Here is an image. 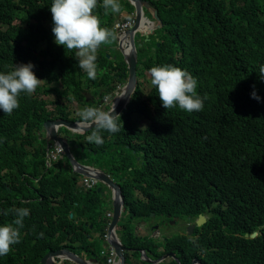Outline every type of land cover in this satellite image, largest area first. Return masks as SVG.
I'll return each mask as SVG.
<instances>
[{"label":"trees","instance_id":"trees-1","mask_svg":"<svg viewBox=\"0 0 264 264\" xmlns=\"http://www.w3.org/2000/svg\"><path fill=\"white\" fill-rule=\"evenodd\" d=\"M52 2L0 0V73L31 58L40 70H34L39 79H62L75 87V75L68 68L79 65L75 50L57 45L53 21L44 22L52 19ZM153 4L164 25L145 42L139 74L146 77L150 68L164 64L186 69L197 79V93L206 97L203 109H165L151 84L146 92L135 93L130 108L120 116L118 132L102 130V145L90 143L84 151L79 145L74 151L88 156V164L97 162L122 186L129 213H124L118 233L130 249L125 252L126 264H152L141 259L142 250L152 259L174 252L181 264H193L194 259L203 264H264V77L260 74L264 0ZM58 60H62L60 71L51 75ZM96 63L97 68L110 63L105 51L97 55ZM120 65L127 70L123 59ZM106 77L94 81L102 84ZM253 91L259 100L252 97ZM72 92L85 100L77 88ZM51 93L69 94L40 84L34 93L20 94L14 113L0 116V225L16 218L15 209L29 210L20 242L0 256V264H43L48 251L62 248L95 255L105 264L101 250L110 220L104 214L101 192L82 190L80 176L68 160L50 168L35 186L34 177L46 169L36 148L37 131L45 120L57 116L41 98ZM133 113L146 117L148 125L134 124ZM25 145L36 148L34 158ZM95 153L101 162L90 158ZM202 213L209 219L191 236L176 232L156 238L155 228L138 232L143 222L150 228L159 224L166 232L171 220L191 222ZM254 231L260 232L256 238L245 237ZM180 263L171 259L160 264Z\"/></svg>","mask_w":264,"mask_h":264},{"label":"clouds","instance_id":"clouds-1","mask_svg":"<svg viewBox=\"0 0 264 264\" xmlns=\"http://www.w3.org/2000/svg\"><path fill=\"white\" fill-rule=\"evenodd\" d=\"M145 1L149 2L150 7H147L145 4L143 5V18L139 21V26L134 30V41L138 54V82L135 90L131 94L125 106L120 110L119 114L115 113V107L119 105L125 97L126 87L129 82V67L126 56H128L132 51L130 30H133L136 27V23L138 21L136 2L134 0H53L50 7L52 19H44V22L46 25H51L53 21L54 26L52 28V32L57 45H63L66 50H75V56L78 58L79 65L76 66V64H72V66L68 67L70 70H73L72 73L75 75V87H69L62 82V79L52 81L47 78L39 79L34 73L35 69L37 72L40 71L37 64L35 63L34 65L31 58L27 61L21 60L10 70V72L6 71V73H0V116L11 115L14 113V111L19 107L18 97L20 94L22 92L32 94L40 84L48 85L50 87L55 86L61 90H68V95L58 96L57 94L51 93L41 96V98L48 103L50 110H55L57 113L56 117L48 118L45 122L55 119L75 122V126L65 124L58 126L56 128L58 135L64 137L66 142L70 145L72 154L78 161L88 166H95L107 172L105 169L99 167L97 162L92 164L86 163L85 161H88L89 157L87 156L84 158L83 156H79L75 152L76 149L74 151V148H79L80 145L82 147V151H84V147L88 146L90 143L102 145L103 139L100 133L102 130L110 133L118 132L120 130V125L118 123V121L121 120L120 116L124 115L130 108L129 106L132 104L134 95L139 89H143L144 92H146L147 87L151 86V82V84L155 86L158 92V97L165 109H172L178 106L180 109L187 112L202 110L204 107L203 101L206 97L202 98L197 93V79L194 78L186 69H182L171 64H164L150 68L149 71L145 72L146 77L140 76L139 69H141L140 59L142 57V48L145 47V42L151 41L156 31L164 25L162 19L163 24L160 25V22L155 17V12H158V9L155 8L153 2L158 0ZM104 44H107L105 47L106 50L100 48V46ZM45 47L46 42L41 43L39 45V51L43 53ZM104 51L110 60V63L105 64L106 66L104 65L103 68H97V55H101V52ZM34 52L36 54V51ZM115 54L119 55L117 59L114 58ZM38 57L43 58L42 55H39ZM48 57L51 60L54 59V56L52 55H49ZM55 57L59 58L57 55ZM121 58L127 65V75L125 81L118 84L117 87V77L115 75L120 74L119 70H117V65L119 66L122 63ZM146 59L147 57H144L143 61ZM57 64L58 66L52 70L53 73L51 72V75H57L59 73V66H61L62 60H58ZM114 64L115 66H113ZM110 66L112 69H109ZM72 67H74V69H71ZM106 68L109 73L106 71ZM100 72L103 74L100 75ZM148 72H150V74H148ZM260 74L264 77V67L260 69ZM106 75L109 78L107 82L105 81L102 84H97V81H94L95 79H99L98 77L101 78ZM148 75L151 76V81L147 77ZM114 81H116V83H114ZM73 88H77L84 94V101H80L77 98L76 94L72 92ZM251 95L257 100L260 99L255 91H253ZM71 101L73 103H71ZM58 108H61L64 111V116L59 115L60 111ZM134 115L143 116L133 113L131 115L132 122ZM45 122L43 128L37 131L39 141L36 142V148L41 150L46 163V169L38 177H34L35 186H38L39 180L49 171L50 168L54 167V165L59 162L66 163L68 160L71 169L75 173L79 174L71 165L63 144L52 137V135L48 132V129L45 127ZM92 124H95V128L89 129ZM6 126L7 124L1 126V128L4 129ZM23 131H25V129ZM81 144H83V146ZM25 146V149L31 152L29 156L33 157V153L36 148L28 145ZM89 150H91V148H89ZM108 174L115 181H117L114 176L110 173ZM79 176L80 187L82 190H92L93 188H96L99 192H101L103 197H107L108 201L113 202V191L109 186L94 177L83 176L80 174ZM117 182L120 184L119 181ZM105 185L111 189L112 192L110 195H108ZM15 213L16 218L12 222L0 225V256L7 255L11 251V246L20 242V229L24 226L23 220L27 215H29V210L27 208H17L15 209ZM124 213L121 220L124 218ZM200 215L196 218V221H198ZM202 215L206 216L208 221V215L203 213ZM70 216L74 217L75 214L72 212ZM112 216L113 203L105 214V217L110 220V223L112 221ZM207 221L200 226H197L193 222L191 226L195 225L196 228H200L204 226ZM119 224L116 231L121 239V236L118 233ZM109 225L106 229L105 242L103 249L101 250V256L106 259L105 264H109L108 255L104 254V252L113 249L116 254L115 264H118L116 249L108 242ZM143 225H145V223H143ZM91 227H93L92 224ZM153 228H155V231H153L152 234L156 238H162L165 231H163L160 235L157 233L162 232L160 227L158 229L156 226ZM254 232H258V235L260 234L259 231ZM254 232L248 234L252 235ZM248 237L256 238L251 236ZM95 238L96 235L91 237L90 240L93 241ZM78 255L87 259L95 256L93 255L90 257L82 254ZM171 259L177 260L179 258L176 257L175 254V256L168 257L162 262H168ZM58 263L76 264L68 258H58ZM100 264L102 263L100 262Z\"/></svg>","mask_w":264,"mask_h":264},{"label":"water","instance_id":"water-1","mask_svg":"<svg viewBox=\"0 0 264 264\" xmlns=\"http://www.w3.org/2000/svg\"><path fill=\"white\" fill-rule=\"evenodd\" d=\"M136 2L137 6V23L136 27L133 30H130V35H131V43H132V51L131 53L126 56L128 67H129V82L126 87V95L122 99L119 105L115 107V113L119 114L120 110L125 106L127 103L128 99L130 98L131 94L135 90L136 84L138 82L137 80V63H138V54H137V48L136 44L134 41V30L139 26V21L143 18L142 17V10H143V5L145 4L147 7H150L149 2L145 0H134ZM155 17L157 20L160 22V25L163 24L161 18L158 15V12H155ZM158 27V26H157ZM113 113V114H115ZM65 124V125H72L75 126V122H67L65 120H60V119H55V120H48L45 122V127L48 129V132L52 135L55 140L60 141L66 151V154L71 162V165L73 166L74 170L78 172L80 175L83 176H89V177H94L98 179L100 182L105 183L107 186H109L112 191H113V216H112V221L109 225L108 228V242L110 245L114 246L117 252V257H118V264H126V255L125 251L130 250L127 248L121 241L120 237L117 234V226L123 216L124 212H128L127 208L125 206L126 201H125V194L122 190L121 185L115 181L107 172L104 170L97 168L95 166H88L86 164L81 163L78 161L75 156L72 154L70 150V145L66 142L64 137H61L57 133V127ZM95 128V124H92L89 129ZM100 190V189H99ZM129 213V212H128ZM207 221L206 216L200 215L197 223L198 225H202ZM195 225L190 227V232H193ZM158 229L159 226H156ZM258 235V232H254L252 235H249L248 233L245 235L246 237L251 236V237H256ZM142 254V259L150 262L152 264H158L165 260L168 257L175 256L174 253L166 254L160 259H152L148 256L147 252L145 250L141 251ZM58 258H68L72 261H74L76 264H100L99 259L96 258L95 256L87 259L84 258L78 254H75L68 248L64 249H58V250H51L49 251L43 258H42V263L43 264H59L58 263ZM178 262L179 259H177ZM198 261H195V264Z\"/></svg>","mask_w":264,"mask_h":264},{"label":"rangeland","instance_id":"rangeland-1","mask_svg":"<svg viewBox=\"0 0 264 264\" xmlns=\"http://www.w3.org/2000/svg\"><path fill=\"white\" fill-rule=\"evenodd\" d=\"M107 46V44H104V45H101L100 46V48L101 49H103V50H106L105 49V47ZM106 71L109 73V71H108V69L106 68ZM103 73L102 72H100V75H102ZM148 74H150V72H148ZM149 79H150V81H151V76L150 75H148L147 76ZM109 80V78L108 77H106V82ZM150 85H151V82H150ZM71 103H73L72 101H71ZM133 122L136 124V125H138V126H145V125H147L148 124V120L145 118V117H143V116H138V115H134V117H133ZM91 155H93V156H91L90 158L92 159V160H94V161H100L101 162V156H99L98 154H91ZM100 155H105V154H100ZM106 156V155H105ZM107 157V156H106ZM108 159V158H107ZM99 184H102V183H99ZM102 185H104V184H102ZM105 188H106V190H107V192H108V195H110L111 194V189L109 188V187H107L106 185H105ZM138 195H140V192H138ZM113 202L112 201H108V199H107V197H105V199H104V201H103V203H102V207H103V210H104V214H106V211H108V209H110V207H111V204H112ZM78 212V211H77ZM76 214H80L79 212L78 213H76ZM81 215V214H80ZM79 215V216H80ZM82 216V215H81ZM83 218V217H82ZM81 219V218H80ZM122 221V220H121ZM182 223V224H181ZM191 224H193V223H187V222H185V221H182V222H180L179 223V225L178 224H176V222L173 224V225H171V226H169V227H167L166 229H167V234H169V233H176L177 231H180L179 229L181 228V230L182 231H184L185 229H187V230H189V227L191 226ZM120 225V224H119ZM187 226H189V227H187ZM180 227V228H179ZM165 229V230H166ZM120 230V229H119ZM151 229H150V227L149 226H147V225H139L138 226V232H140V233H150L151 231H150ZM162 232H157V233H159L160 235H161V233H163V230H161Z\"/></svg>","mask_w":264,"mask_h":264},{"label":"flooded vegetation","instance_id":"flooded-vegetation-1","mask_svg":"<svg viewBox=\"0 0 264 264\" xmlns=\"http://www.w3.org/2000/svg\"><path fill=\"white\" fill-rule=\"evenodd\" d=\"M118 56H119L118 54H115V55H114V58L117 59ZM113 66H115V64H114ZM117 67H118L117 70H119V72H120V74L115 75V76L117 77V84H116V85H117V87H118V84L123 83V82L125 81V79H126V75H127V74H126V73H127V70H124L122 65H120V66L117 65ZM109 69H112L111 66L109 67ZM114 83H116V81H114ZM175 222H177V220H175V219H173V220L170 221L171 225H173ZM180 222H182V221H181V220L178 221V225H179ZM193 222L198 226V223H197L196 219H195L194 221H192L191 223H193ZM143 223H145V222H143ZM187 223H189V222H187ZM181 224H182V223H181ZM171 225H170V226H171ZM155 226H159V227H160L159 224H156V225L152 226L150 229L152 230V228L155 227ZM179 226H180V225H179ZM168 227H169V226H168ZM187 227H189V226H187ZM179 228H180V227H179ZM166 230H167V229H166ZM179 230H180V231H177L178 233H181V234L185 233L186 235L191 236V235H193V234L195 233V231H196V227L194 228L193 233H190V227H189V230L185 229L184 231H182L181 228H180ZM166 232H167V231H166ZM166 232H165V233H166ZM169 234H171V233H169ZM198 236H199V234L196 235V237H198ZM196 260H198V262H197L196 264H203L202 261H201L200 259H194V260H193V264H195V261H196Z\"/></svg>","mask_w":264,"mask_h":264},{"label":"built area","instance_id":"built-area-1","mask_svg":"<svg viewBox=\"0 0 264 264\" xmlns=\"http://www.w3.org/2000/svg\"><path fill=\"white\" fill-rule=\"evenodd\" d=\"M104 254L108 255V263L115 264V251L111 249L110 251L104 252Z\"/></svg>","mask_w":264,"mask_h":264}]
</instances>
